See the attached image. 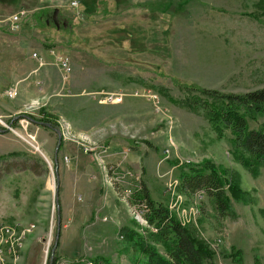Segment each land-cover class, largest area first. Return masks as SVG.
Here are the masks:
<instances>
[{"label":"rangeland","instance_id":"1","mask_svg":"<svg viewBox=\"0 0 264 264\" xmlns=\"http://www.w3.org/2000/svg\"><path fill=\"white\" fill-rule=\"evenodd\" d=\"M87 1L89 12L82 0H0V223L28 227L15 261L0 234L4 264H46L58 218L55 253L65 264H145L124 235L133 230L153 244L157 233L124 190L135 179L205 241L215 264H264V161L256 174L236 161L230 130L218 138L173 82L238 93L264 87L259 0ZM116 37L125 46H112ZM43 116L63 133L56 154V132L35 122ZM247 121L260 128L264 113ZM204 159L234 171L249 192L247 203L230 200L229 216L219 217L206 193L178 191L182 166ZM232 246L240 262L225 255Z\"/></svg>","mask_w":264,"mask_h":264},{"label":"trees","instance_id":"2","mask_svg":"<svg viewBox=\"0 0 264 264\" xmlns=\"http://www.w3.org/2000/svg\"><path fill=\"white\" fill-rule=\"evenodd\" d=\"M82 1L85 3V12L95 7L87 0ZM157 5L159 4H154V7ZM258 7L261 13H256L254 16L259 19L264 15V0L258 1ZM47 22L48 20L44 19L43 23L47 24ZM117 37L111 40L110 44L118 47L120 42L125 46L127 39ZM140 50V48L136 49L138 52ZM173 82L188 94L185 104L192 110L202 113L218 138L222 137L225 130H230L234 159L252 174H256L264 161V124L257 129L249 128L247 119H254L257 115L264 113V87L238 93L224 92L176 79ZM27 118L31 121L34 119L30 115H27ZM39 120L52 127L57 125L53 118L43 116ZM9 155H16V153ZM182 167L187 169L180 175L179 193L190 196L203 190L212 200L219 217L231 214V199L247 203L246 195L249 192L241 188L238 175L234 171L217 165L210 159H204L198 164L186 163ZM27 170L37 173L35 166H30ZM58 186L59 184H57V192L60 189ZM252 200L250 198L249 201ZM129 202L138 207V211L148 225L157 228V233L151 234L153 244L138 237L133 230H126L124 234L131 241L133 248L145 256V264H215L214 252L205 241L194 236L187 227L172 216L166 205L152 199L143 181L139 182V188L133 191ZM156 243L163 248V252L157 249L154 245ZM225 255L232 261L242 260L241 250L234 246ZM60 260L62 256L55 252L52 255L50 253L46 264H58ZM69 262L76 264L75 261ZM107 262L108 259L105 257H97L77 264H108Z\"/></svg>","mask_w":264,"mask_h":264},{"label":"built area","instance_id":"3","mask_svg":"<svg viewBox=\"0 0 264 264\" xmlns=\"http://www.w3.org/2000/svg\"><path fill=\"white\" fill-rule=\"evenodd\" d=\"M72 6H77V1L72 2ZM25 12L24 11H19L17 13H15L14 15H12L11 17H9L8 20V26L11 29H14L15 26L20 22L21 18L24 16ZM33 56H36V54H34ZM55 61L59 63L60 65V70L63 71L66 76L69 74L71 68L68 65V63L65 61V59H63L61 56L57 55L55 56ZM149 93L153 94L152 92L148 91ZM6 95L8 97H13L14 95H16V91L14 90H8L6 91ZM156 95V94H153ZM122 99V94H119L118 96L115 95V99L113 100L114 102H120ZM1 122V120H0ZM63 137V135H62ZM170 149L166 148L164 150V152L169 153ZM137 182H134L133 188H125V192L126 193H130L129 197L132 195L133 190H136L139 188V182L137 179H135ZM170 184V183H169ZM197 197H201V195L203 194V191H200L198 193H195ZM128 195V194H127ZM136 206V205H134ZM28 227L27 226H20L17 227V225L15 224H4V223H0V234H5V240L7 241V243H12V261H15L16 258V248H17V243L20 242L21 240V235L23 233H26V229ZM151 228H153V226H151ZM156 229L153 228V231H155ZM0 264H4L3 263V258H2V241H0ZM58 264H65L64 261H60Z\"/></svg>","mask_w":264,"mask_h":264},{"label":"water","instance_id":"4","mask_svg":"<svg viewBox=\"0 0 264 264\" xmlns=\"http://www.w3.org/2000/svg\"><path fill=\"white\" fill-rule=\"evenodd\" d=\"M55 13H56V11H54V16H55ZM35 122L38 123V124H41V125H43L45 127H48V128H50V129H52V130H54L56 132V134H57V145H56V148H55V154H56V152L59 149V146L61 144V141H62V134H61L60 130H58L57 128H54L51 125H49L48 123H45V122H42V121H35ZM4 131L5 130L0 128V132H4ZM56 192H57V190H56ZM59 220L60 219L58 218L57 231H56V235H55V242H54V245H53L52 250H51V255L55 252V249L57 247L58 240H59Z\"/></svg>","mask_w":264,"mask_h":264},{"label":"bare ground","instance_id":"5","mask_svg":"<svg viewBox=\"0 0 264 264\" xmlns=\"http://www.w3.org/2000/svg\"><path fill=\"white\" fill-rule=\"evenodd\" d=\"M62 135H63V133H61ZM200 192V191H199ZM23 234H26V233H23ZM22 234V235H23ZM22 235H21V240L20 241H22ZM17 245H19V242L17 243ZM2 247H3V245H2ZM16 252H17V248H16ZM2 258H3V263H4V256H2Z\"/></svg>","mask_w":264,"mask_h":264},{"label":"flooded vegetation","instance_id":"6","mask_svg":"<svg viewBox=\"0 0 264 264\" xmlns=\"http://www.w3.org/2000/svg\"><path fill=\"white\" fill-rule=\"evenodd\" d=\"M51 19L53 20V22L58 26V23L56 22V20H55V17L53 16V17H51ZM62 24H64L65 22H61Z\"/></svg>","mask_w":264,"mask_h":264},{"label":"crops","instance_id":"7","mask_svg":"<svg viewBox=\"0 0 264 264\" xmlns=\"http://www.w3.org/2000/svg\"><path fill=\"white\" fill-rule=\"evenodd\" d=\"M107 190H111V189H108V188H107Z\"/></svg>","mask_w":264,"mask_h":264}]
</instances>
